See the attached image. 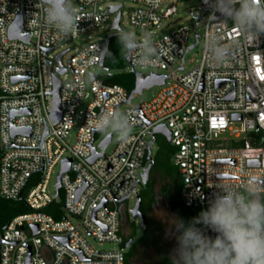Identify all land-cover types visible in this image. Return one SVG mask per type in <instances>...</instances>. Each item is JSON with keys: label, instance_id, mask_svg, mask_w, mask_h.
<instances>
[{"label": "built area", "instance_id": "built-area-1", "mask_svg": "<svg viewBox=\"0 0 264 264\" xmlns=\"http://www.w3.org/2000/svg\"><path fill=\"white\" fill-rule=\"evenodd\" d=\"M168 1L72 0L82 18L78 29L65 37L46 23L43 5L36 6L39 0H0V196H24L32 208L0 232V264H126L125 201L140 194L138 186L150 162L149 142L162 124L171 132L172 161L184 204L191 211L188 224L209 207L218 183L240 188L252 179L264 188V36L255 42L246 39L232 21L212 15L204 0L201 13L194 16L202 32L184 24L150 35L152 27L175 14L176 6ZM126 2L134 4L129 22L146 30L160 50L151 63L130 56L132 71L143 77L166 76L164 84L154 85L161 87L158 93L137 105L127 102L130 92L125 87L105 83L93 71L100 64L104 40L80 45L67 67L55 63L58 55L50 56L57 46L92 32L112 16L114 21L118 13L121 26ZM114 5L121 7L113 12ZM20 14L24 32L30 35L27 41L10 37ZM213 35L229 49L224 64L209 60L207 42ZM200 43L197 64L177 74L185 69L188 52ZM146 68L152 71L144 75ZM167 69L169 74L161 73ZM56 78L61 81V117L54 123ZM126 104L123 113L135 130L127 142L117 138L106 153L114 135L106 147L102 143L108 135L97 146L94 120L101 112H119ZM13 128L31 130L13 133ZM67 158L70 170L61 174ZM55 165L60 166L61 187L51 194L48 184ZM59 191L64 217L57 219L42 208L56 202ZM196 226L213 239L217 235ZM89 237L101 246H116L95 247Z\"/></svg>", "mask_w": 264, "mask_h": 264}, {"label": "clouds", "instance_id": "clouds-1", "mask_svg": "<svg viewBox=\"0 0 264 264\" xmlns=\"http://www.w3.org/2000/svg\"><path fill=\"white\" fill-rule=\"evenodd\" d=\"M205 4L223 20L232 21L246 39L253 42L264 36V0H204ZM43 5L46 23L65 37L78 29L80 18L72 0H39ZM121 53L136 56L143 63H151L160 51L150 35L142 40L130 31H114ZM209 60L224 64L229 49L218 36L207 42ZM91 74H89L90 76ZM93 128L102 135H114L127 142L133 131L129 115L103 111L94 120ZM212 186V185H211ZM209 186V187H211ZM207 209L202 210L187 226L174 220L176 247L171 264H264V188L249 179L240 188L222 183ZM196 225L217 233L208 236Z\"/></svg>", "mask_w": 264, "mask_h": 264}, {"label": "rangeland", "instance_id": "rangeland-1", "mask_svg": "<svg viewBox=\"0 0 264 264\" xmlns=\"http://www.w3.org/2000/svg\"><path fill=\"white\" fill-rule=\"evenodd\" d=\"M72 4L76 10V4L74 2H72ZM108 4L115 3L112 2ZM168 4H174L176 6L177 10L175 14L167 18L160 27H152V34L150 35H153V33L161 35L184 24L189 25L190 27L195 26V31L198 33L202 32V25H197L194 19V16H197L199 13H201L200 0H169ZM133 5L134 4L131 2H126L123 5L121 29L135 33L136 36L142 40L147 35L146 30L138 28L129 22L128 13L130 7ZM113 17L114 16H112V19L106 21L103 26L95 28L92 32L81 36L78 39L70 40L66 43H63L62 45L57 46L50 52V56L55 58L58 54L63 52L61 63L64 67H67L70 56L80 45L88 43L89 41H103L108 35L114 31H118L111 29ZM201 53L202 44L200 43L188 52L185 57V69L178 70L177 74H182L194 67L197 64L196 59L201 57ZM108 61L111 65L109 69L100 64L94 66L93 71L99 76V79L105 83L118 82L119 85H122V83L125 82L128 85H133L134 89L136 78L135 72L132 71L126 56L121 53L117 36L113 37ZM55 63L57 65H61L58 60ZM180 63L181 62L175 64L172 70H176ZM142 71L144 75H147L152 70L146 68ZM170 72L171 69L161 71V73L164 74H169ZM110 74H113V76H110ZM62 78L67 79L68 76H62ZM160 89V86L145 88L142 93H136L134 95L130 101V105H137L152 99ZM128 105L129 104L122 106L119 109V112L123 113L124 109ZM238 125L239 124H236V126ZM134 130L135 129H133V131ZM105 136L106 135H102L100 132H97L95 144L98 146L100 141ZM151 137L152 135H148L149 139ZM116 139L117 137L114 136L113 143L108 146L106 153H110L112 151V148L116 143ZM174 149V146L167 141L163 134L157 133L156 139L153 141L151 147V156L154 159V164L150 172L151 176L147 183L142 182L138 186L139 193L143 196V209L147 210L145 213V229H143L141 226V218L138 216L133 217V214L131 213V209L136 204V195L125 201V211L122 214V220L125 238L127 240L132 238L131 245L129 247L125 246L126 253H130V264H171L173 249L176 247L175 235H178V233L175 231V225L173 222L174 220H181V216L179 211L173 210L171 208L165 196L161 193V188L166 179L172 177V172L177 169L172 161ZM59 170V165H55L53 167L50 182L48 184V190L51 194H53L56 190L57 175ZM172 193L176 195L179 200H183L182 182L180 179L174 183V186L172 187ZM62 198L63 194L61 193L57 197V201L61 202ZM70 218L72 217L70 216ZM74 221L76 222V220ZM89 240L95 247L108 248L116 246L114 243H105L103 246H101L95 241L94 238L91 237H89Z\"/></svg>", "mask_w": 264, "mask_h": 264}, {"label": "water", "instance_id": "water-1", "mask_svg": "<svg viewBox=\"0 0 264 264\" xmlns=\"http://www.w3.org/2000/svg\"><path fill=\"white\" fill-rule=\"evenodd\" d=\"M121 7V5H114L111 7V11L115 12L117 11L119 8ZM120 17H121V13H118L116 18L114 19L112 25H111V29L113 30H122L121 26H120ZM116 35L114 32L111 33L110 35H108L106 37V39L103 42V51H102V56H101V60H100V65H104V59H105V55L107 52V49L109 47V41L110 38L112 36ZM10 37L12 38H20L23 40H29L30 35L29 33H25L24 32V26H23V14H20L16 20L14 21L13 25L10 28ZM62 53L58 54L57 59L58 61L61 63V57H62ZM127 60H130V56H126ZM62 72L65 71V69L61 70ZM135 87L134 89L130 92L129 97L127 99V102H130L131 99L134 97V95L136 93H142L143 90L145 88H150L154 85H161L165 83L166 80V76L165 75H160V74H155L152 73L147 77H143L141 75V73L139 72H135ZM92 78H95V75H92ZM60 88H61V81L60 79L56 78L55 80V88L53 91L54 94V101H53V109L51 112V118L53 120V122H57L60 117H61V110H60ZM26 111V110H23ZM235 118H240V116L235 115ZM30 128H13V133H30ZM46 133H47V129H46ZM154 133H161L163 134L167 141L170 142L171 139V132L170 130L167 128L166 125L162 124L157 126L154 129ZM111 137L112 135H108L107 138L103 141V146L106 147L110 141H111ZM153 144V140H150L149 142V146H148V158L150 159V162L148 164V166L145 168L144 173H143V183H147L149 181L150 178V170L151 167L154 164L153 158L151 157V145ZM97 157V155H94L92 158H90V161H93L95 158ZM250 163L254 164V163H258L257 161H250ZM71 167V159L67 158L65 160H63L62 162V169H61V174L65 171H69ZM61 174H59L58 176V181L56 183V188L59 189L61 187ZM57 196V193H56ZM141 206H142V199H141V195L137 194L136 195V204L135 206L131 209V213L133 214V217H140L141 218V226L143 229H145L146 227V215L145 213L142 212L141 210ZM7 226H5L4 228H6ZM35 227V226H34ZM37 231L36 227H35V232ZM132 243V238H129L126 242V246L129 247Z\"/></svg>", "mask_w": 264, "mask_h": 264}, {"label": "trees", "instance_id": "trees-1", "mask_svg": "<svg viewBox=\"0 0 264 264\" xmlns=\"http://www.w3.org/2000/svg\"><path fill=\"white\" fill-rule=\"evenodd\" d=\"M114 36L116 37L117 35H114ZM114 36L110 38L109 47L107 49L105 59H104V66L108 69L111 67L108 61V56L111 51L112 40ZM111 75L113 76V74H110V76ZM116 84H118V82H116ZM122 86L125 87L129 92H131V90L133 89V85H130V84L128 85L125 82L122 83ZM171 176L172 177L168 178L169 180L166 179V181L163 183V186L161 188V193L165 196L171 208L173 210L179 211L181 220L187 226L189 214L191 213V211L188 207L185 206L183 200H179L177 196L172 193V187L174 186V183H176L177 180L179 181L180 179L178 170L175 169L172 172ZM58 193L61 194V191H59ZM141 199H142L141 210L143 213H146L147 210L143 209V196L142 195H141ZM60 204L61 202L56 201V202L49 204L48 206L43 207L42 209L46 210L48 213H51L54 217L63 218L64 215L62 214ZM31 210L32 208L26 202L24 196L18 199H8V198L0 196V232L4 229L7 223L10 220H12L15 216L30 212ZM126 242H127V239L125 240V244ZM129 255L130 253H126V264H130Z\"/></svg>", "mask_w": 264, "mask_h": 264}, {"label": "flooded vegetation", "instance_id": "flooded-vegetation-1", "mask_svg": "<svg viewBox=\"0 0 264 264\" xmlns=\"http://www.w3.org/2000/svg\"><path fill=\"white\" fill-rule=\"evenodd\" d=\"M151 169H152V167H151ZM150 172H151V170H150ZM150 176H151V174H150Z\"/></svg>", "mask_w": 264, "mask_h": 264}]
</instances>
